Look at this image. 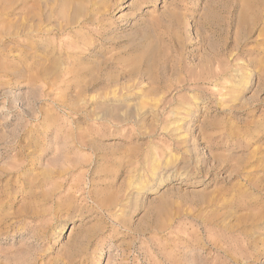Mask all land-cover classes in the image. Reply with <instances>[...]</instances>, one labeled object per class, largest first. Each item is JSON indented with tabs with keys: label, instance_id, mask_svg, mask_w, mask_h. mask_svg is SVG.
<instances>
[{
	"label": "rangeland",
	"instance_id": "1",
	"mask_svg": "<svg viewBox=\"0 0 264 264\" xmlns=\"http://www.w3.org/2000/svg\"><path fill=\"white\" fill-rule=\"evenodd\" d=\"M0 264H264V0H0Z\"/></svg>",
	"mask_w": 264,
	"mask_h": 264
},
{
	"label": "bare ground",
	"instance_id": "2",
	"mask_svg": "<svg viewBox=\"0 0 264 264\" xmlns=\"http://www.w3.org/2000/svg\"><path fill=\"white\" fill-rule=\"evenodd\" d=\"M243 180H244V182H245V185H244V187H246L247 188V190H251V191H256L257 193H260V191H261V189L259 188V187H255V186H251V184L249 183L248 184V181L249 180H247L246 178H243ZM242 182V181H241ZM247 183V184H246ZM242 184V183H241ZM242 187V186H241ZM244 189V188H243ZM249 192V191H248ZM255 192V193H256ZM240 193H242L243 195H247L246 194V190H243V191H241L240 190ZM251 203H249V202H245L244 204H242V205H238V207H237V209H239V210H245L246 209V207H248L249 205H250ZM236 212V211H235Z\"/></svg>",
	"mask_w": 264,
	"mask_h": 264
}]
</instances>
